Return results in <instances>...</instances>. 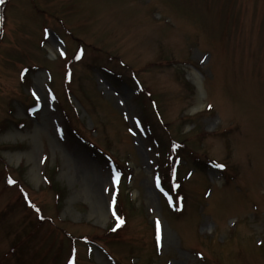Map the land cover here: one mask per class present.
I'll list each match as a JSON object with an SVG mask.
<instances>
[{"label":"rangeland","instance_id":"1","mask_svg":"<svg viewBox=\"0 0 264 264\" xmlns=\"http://www.w3.org/2000/svg\"><path fill=\"white\" fill-rule=\"evenodd\" d=\"M0 264H264V0L0 4Z\"/></svg>","mask_w":264,"mask_h":264},{"label":"snow or ice","instance_id":"2","mask_svg":"<svg viewBox=\"0 0 264 264\" xmlns=\"http://www.w3.org/2000/svg\"><path fill=\"white\" fill-rule=\"evenodd\" d=\"M5 2V0H0V4H3ZM63 54V53H62ZM76 59H80V55H77L76 56ZM215 167L217 168H223L224 166L223 165H220V164H217L215 165ZM118 180V176L114 177V183L117 182ZM9 183H14L13 181L9 180ZM115 202V200L113 199V203ZM113 216L115 217L116 216V213L113 212ZM116 220H117V223H116V227L113 228L112 230L115 231L117 228H119L123 223V219L122 218H119V217H116ZM156 239H157V246L159 247L160 245V228H159V222H157V235H156Z\"/></svg>","mask_w":264,"mask_h":264},{"label":"trees","instance_id":"3","mask_svg":"<svg viewBox=\"0 0 264 264\" xmlns=\"http://www.w3.org/2000/svg\"><path fill=\"white\" fill-rule=\"evenodd\" d=\"M72 134L77 138V141H79L80 143L82 142L81 138H78V137L75 135V133L72 132ZM73 135H72V136H73ZM82 144H83V143H82ZM99 152H100V151H99ZM95 153H96V152H95ZM100 153L102 154V152H100ZM96 154H97V153H96ZM98 155H99V154H98ZM102 155H103V154H102ZM99 156H100V155H99ZM99 156H98V157H99ZM101 158H102V157H101Z\"/></svg>","mask_w":264,"mask_h":264}]
</instances>
